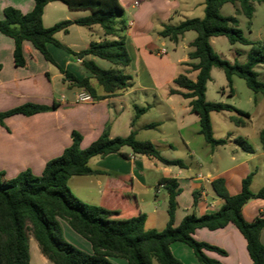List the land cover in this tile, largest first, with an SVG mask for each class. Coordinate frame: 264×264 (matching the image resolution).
<instances>
[{
  "label": "crops",
  "instance_id": "0c3cea01",
  "mask_svg": "<svg viewBox=\"0 0 264 264\" xmlns=\"http://www.w3.org/2000/svg\"><path fill=\"white\" fill-rule=\"evenodd\" d=\"M182 2L187 3L182 4ZM117 3L122 8L123 14L121 18H118L116 27L119 30L118 33L125 36V46L130 57V62L124 67V71L134 75L136 84L132 82L131 86L124 91L103 99H93L89 103L74 101V94L78 88L64 80V74L58 68L79 77L88 75L80 64L81 60H73L63 48L49 44L47 48L55 65L45 60L29 42L23 41L25 65L16 66L13 61V39L0 32V112L25 102L54 106L50 110L29 116L13 114L2 119L0 170L4 172L5 177L13 178L26 169L34 175H40L45 163L59 156L63 149L71 144L72 131L80 133L79 147L85 148L105 129L109 137L125 136L131 129L135 130L138 137L141 130L155 129L156 133H150V136L144 138L149 139L158 149L164 148L165 152L161 155L168 159H175L168 156V153L175 151L176 145H183L188 151V157L181 159L184 167L166 165L155 158L135 154L129 147L130 151L122 147L121 152L124 155L110 153L89 158L88 165L96 172L89 175L70 176L67 181L69 188L71 182L75 185L87 183L89 203L94 202V205L115 210L117 212L115 218L125 219L144 213L146 230H160L168 220V192L165 183H159L161 178H174L179 187L175 197L176 208L173 218L175 226L186 214L213 213L220 208L223 199L212 187L214 178L222 177L228 194L235 195L241 190L242 179L252 173L249 188L252 192H257L264 185V182L259 188L253 185L256 176L262 177L264 181V150L260 143L253 146L252 153L241 150L233 142L235 136H227L225 144L210 146L199 133V119L190 110V100L180 94L169 93L170 88L181 90L173 80L179 73L187 71L188 67L184 63L197 61L188 58V53L193 50L191 42L196 37V32L185 31L176 42H173L159 35V31L163 25H175L182 21L175 24L167 23V21H174L176 15H181L182 8L192 13L195 10L194 1L117 0ZM33 5L34 0H0V19L3 18V8L6 6H13L22 13H27L31 11ZM227 5L232 6V14L222 13L223 8H228L225 7ZM253 5L254 12L248 19V30L251 33L256 27L255 39L252 41H264V4L254 3ZM238 7V3L227 2L220 6L219 12L222 15H239L240 13L236 12ZM90 12L91 9L88 8H73L62 1H50L43 8L42 23L48 27L59 20H75ZM55 37L73 51L87 47L90 41H100L105 38L97 25L84 27L74 23L69 25L67 32L59 31ZM218 38L219 36L210 37L212 49ZM164 39L174 43L172 52H176L178 48L181 52L170 56L164 47L157 48L156 42L159 41L163 46ZM155 50L156 55H162L165 58V64L169 68V73L164 79L166 89L162 92L157 91L154 86L156 78L151 74V59L156 56L153 54ZM84 59H91L102 68L110 66L107 61L92 55H86ZM145 74L151 85L142 83V77ZM196 74L197 71H189L187 76L195 79ZM218 77L219 72L213 67L210 70V79L206 83L205 96L208 83L215 82ZM93 80L90 78V83L96 86ZM223 83L225 85L222 84L221 93L228 99L234 97L235 76L232 77L231 92L227 90L226 78ZM138 90L144 92L141 97L142 101H146L144 106L135 99ZM97 92H101L99 87ZM257 94L251 101L254 108L258 102L260 103ZM262 105L264 107V103ZM134 106L145 107L146 110L131 125ZM153 109L157 110L158 116L150 121L144 119L146 113ZM244 111L249 113L247 124L235 126L244 128L251 125L258 134L264 127V112L258 114L259 111L256 110ZM259 120L263 124H258ZM166 122L174 125L172 133L163 128ZM149 124L153 126H148ZM211 126L213 128L212 121ZM162 190H165V194H162ZM241 213L246 221H252L259 215L264 217V198L249 199L242 206ZM148 221L149 226H147ZM59 224L63 237L68 242L76 246L78 245L76 243H81V239L73 233L74 231L69 228L66 221L59 219ZM192 236L197 241L223 249L225 254L205 251L207 256L222 264H251L245 238L231 222L213 230L205 227L196 228ZM259 240L264 244V229L260 232ZM81 245L77 247L85 252H92L91 245ZM34 247L38 250L36 243ZM169 248L173 256L183 264H201L186 243L173 241L169 244ZM107 258L113 264H128L124 258L113 256ZM37 259L47 260L39 253Z\"/></svg>",
  "mask_w": 264,
  "mask_h": 264
},
{
  "label": "trees",
  "instance_id": "16d2710c",
  "mask_svg": "<svg viewBox=\"0 0 264 264\" xmlns=\"http://www.w3.org/2000/svg\"><path fill=\"white\" fill-rule=\"evenodd\" d=\"M50 1H62L73 8L91 9V12L75 20L63 19L45 27L42 23L43 8ZM227 2L238 3L236 12L242 13L247 19L253 15L254 3L264 4V0H204L202 18H186L175 25H163L159 31V35L173 42L185 31L196 32L191 42L193 50L188 53V58L197 61L184 63L188 67L187 71L179 73L173 80L181 90L170 88L169 93H177L190 100V110L199 119V133L212 147L225 144L227 139L213 136L211 112H233L229 119L236 126H245L249 120V113L244 110L205 99L206 83L213 67L223 71L230 92L232 77L237 76L244 80L250 90L264 97V82L258 79L254 69L259 64L264 65V41L248 40L234 15H222L219 12L220 6ZM122 14L123 10L117 0H34L33 8L27 13L13 6L4 7L0 32L13 39V61L16 66L25 65L23 41L29 42L45 60L55 65L47 46L53 44L63 48L73 60H81V66L88 73L79 77L58 67L64 74V80L71 86L84 89L93 99H103L126 90L132 84V76L124 71L130 62L125 36L119 34L116 27ZM73 23L87 27L97 25L105 38L90 41L87 47L73 51L55 37L59 31L67 32ZM211 36H225L230 44L250 45L246 60L239 63L221 58L211 47ZM86 55L103 59L110 66L102 68L93 60L84 59ZM189 71H197L195 79L187 76ZM90 78L95 80L96 86L90 83ZM97 87L101 92H97ZM53 107L25 102L0 112V123L4 117L13 114L29 116ZM145 110V107L134 106L131 125ZM258 138L264 150V127L259 131ZM71 139V144L59 156L45 163L40 175H34L26 169L13 178H6L0 170V264H29L28 234L36 240L41 254L53 264H113L108 256L124 258L128 264H183L170 251L169 244L173 241H182L191 247L201 264H222L207 256L205 251L220 254H225V251L197 241L192 233L196 228L213 230L229 222L245 238L251 264H264V244L259 240L260 232L264 229V217L259 215L252 221H246L241 213L242 206L249 199L264 198V185L257 192L249 188L252 173L242 179L241 190L235 195L228 194L222 177L214 178L212 187L223 199L220 208L213 213L186 214L176 226L173 225V218L179 187L176 179L161 178L159 183H165L168 192V220L160 230H146L144 213L125 219L115 218V210L80 200L67 184L69 177L95 173L88 165L89 158L110 153L124 155L121 152L124 146H128L135 154L155 158L166 165L184 167L183 161L165 158L150 140L137 139L134 129L125 136L115 137H109L105 129L85 148L79 147L81 135L77 131L71 132ZM233 142L244 152L254 151L252 144L243 136L235 137ZM59 219L65 220L74 232L90 243L91 253L63 237Z\"/></svg>",
  "mask_w": 264,
  "mask_h": 264
},
{
  "label": "rangeland",
  "instance_id": "374dc122",
  "mask_svg": "<svg viewBox=\"0 0 264 264\" xmlns=\"http://www.w3.org/2000/svg\"><path fill=\"white\" fill-rule=\"evenodd\" d=\"M195 3V10L191 13H188V11L186 9H181V15L179 16H175L174 17V21H167V23L169 24H175L177 22H179L180 20H183L185 18H193V17H199L202 18L204 16V4L203 1L204 0H192ZM187 3V2H186ZM184 2H182V4H186ZM225 7L228 8H223L222 13L223 14H232L231 11V5H227ZM263 7V6H262ZM235 17L237 18V22H238V26L239 28L242 30L243 35L245 38H247L248 40L252 41L255 39V33H256V27L254 28L253 32H249L248 30V19L243 15V14H239V15H235ZM85 27V26H84ZM81 29H86V28H81ZM192 34H195V32H191ZM74 35V34H72ZM165 40V44L162 46L160 44V42H156V46L157 48L161 49L162 47H164L167 52L168 55H177L179 52H181V49L178 48L176 52H172L173 51V47H174V43L170 42L168 39H164ZM250 45L248 44H241V43H234V44H230L228 42V40L226 39L225 36H219L218 40H216L213 44V49L214 52L219 55L221 58L228 60L230 62H234L237 61L239 63H242L246 60L247 57V53L249 51ZM153 54L156 55V50L153 51ZM108 63V62H107ZM151 74L153 76H155L156 80L154 81V86L157 88V91H165L166 89V85L164 84V79L165 77L168 75L169 73V68L168 66L165 64V58L162 55H156L154 56V58L151 59ZM216 71L219 72V77L216 78L215 82H211L208 83V87H207V91H206V96L205 99L207 101H211V102H223V103H227L230 105H233L234 107L240 108L242 110H256L259 111L258 114H261L262 112H264V107L262 105V103H264V98L262 96V94L258 93V100L260 99V103H257V106L254 108L252 107V97L254 95H256V93H253L245 84L244 80L242 78L236 77L235 76V89H236V93L234 95V97L228 99V97L226 95H223L221 93V86L222 84L225 85L223 83L225 77H224V73L222 72L221 69L219 68H215ZM255 70L257 72L258 75V79L260 81L264 82V65L263 64H259L258 66L255 67ZM132 82L135 83L134 80V75L132 74ZM217 77V76H216ZM93 83L95 84V80H93ZM142 83L144 84H150L149 78L148 76L145 74L144 77H142ZM221 84V85H220ZM229 89V87L227 86V90ZM149 92V91H148ZM144 94V92L142 90H138L137 92V96L135 97L136 100H139V102H141V104L146 105V101H142L141 97ZM224 100V101H223ZM229 100V102H225ZM263 101V102H262ZM253 111V112H254ZM157 110L153 109L150 110L148 113H146V115L144 116V119L150 121L151 119L154 120L153 118H156L157 115ZM233 112L231 111H221V112H212L211 113V121H212V125H213V136L215 138H226L227 136H243V137H247L248 141L252 144V146L254 145H258L259 144V138H258V134L254 131V129L251 128V125H248L244 128H239L236 127L229 119L230 115H232ZM258 124H263L261 123V120L258 121ZM264 126V125H263ZM166 131H170V133L173 132L174 129V125L171 122H166L165 126L163 127ZM157 130H148V131H143L141 130L139 132V135L137 137L140 140H149L147 138V136H150V133H156ZM141 137V138H139ZM124 149L129 150L128 146H124ZM161 154L162 152H165L164 148L159 149ZM188 151L187 149L182 145H176V149L173 152L168 153V156L170 157H174V158H180V159H186L188 157L187 155ZM263 179L262 177H258L256 176L253 180V185H256V187L259 188V186H261L263 184ZM87 183H79V185H75L73 182L70 183V189L71 191L78 197L80 198V200L89 203V187H87ZM162 194H165V190H162ZM89 204H95L93 203H89ZM65 221V220H64ZM66 224V223H65ZM147 226H149V221L147 223ZM70 228V226H69ZM71 229V228H70ZM76 235H78V237L81 239V243H76L78 244L77 246H82L81 244L84 245H90L89 242L84 239L83 237H81L79 234H77L76 232H73ZM63 235V233H62ZM29 236V264H53L52 262H50L49 260H45V261H40L37 259V254L39 253L40 255L41 252L39 250L38 244L36 242V240L30 235ZM34 243H36V247H38V250L34 247ZM73 244V243H72ZM76 246V245H75ZM76 246V247H77ZM79 248V247H78ZM154 264H157L156 262Z\"/></svg>",
  "mask_w": 264,
  "mask_h": 264
},
{
  "label": "built area",
  "instance_id": "2783aa9c",
  "mask_svg": "<svg viewBox=\"0 0 264 264\" xmlns=\"http://www.w3.org/2000/svg\"><path fill=\"white\" fill-rule=\"evenodd\" d=\"M92 100L93 98L91 97V95L84 89H78L74 94V101L76 103H89L92 102Z\"/></svg>",
  "mask_w": 264,
  "mask_h": 264
}]
</instances>
